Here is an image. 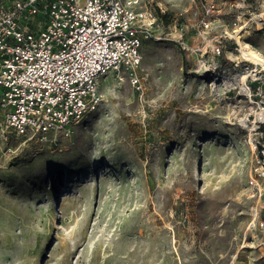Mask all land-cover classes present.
Returning a JSON list of instances; mask_svg holds the SVG:
<instances>
[{"label":"rangeland","instance_id":"1","mask_svg":"<svg viewBox=\"0 0 264 264\" xmlns=\"http://www.w3.org/2000/svg\"><path fill=\"white\" fill-rule=\"evenodd\" d=\"M142 1L157 18L137 84L103 76L54 149L0 133V264H264L244 122L264 67L241 53L264 58V0Z\"/></svg>","mask_w":264,"mask_h":264},{"label":"built area","instance_id":"2","mask_svg":"<svg viewBox=\"0 0 264 264\" xmlns=\"http://www.w3.org/2000/svg\"><path fill=\"white\" fill-rule=\"evenodd\" d=\"M156 18L142 0H0V133L58 147L99 105L103 76L126 72L139 82ZM253 72L244 81V122L253 132L248 184L261 198L264 70ZM251 215L253 226L264 225L258 209Z\"/></svg>","mask_w":264,"mask_h":264},{"label":"bare ground","instance_id":"3","mask_svg":"<svg viewBox=\"0 0 264 264\" xmlns=\"http://www.w3.org/2000/svg\"><path fill=\"white\" fill-rule=\"evenodd\" d=\"M238 37V36H237ZM239 39V37H238ZM241 53L244 55L246 58L252 60L256 64H260L264 67V58L254 49L252 48L249 44L244 43L241 44ZM245 75H241L239 77L240 80H244ZM213 86V84H211ZM198 111V109H197Z\"/></svg>","mask_w":264,"mask_h":264},{"label":"trees","instance_id":"4","mask_svg":"<svg viewBox=\"0 0 264 264\" xmlns=\"http://www.w3.org/2000/svg\"><path fill=\"white\" fill-rule=\"evenodd\" d=\"M221 63H222V67H229L232 64V62L227 59H222Z\"/></svg>","mask_w":264,"mask_h":264}]
</instances>
